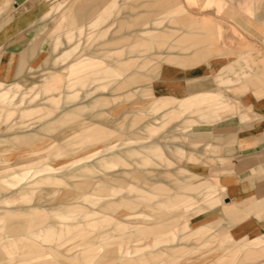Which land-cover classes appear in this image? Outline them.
Segmentation results:
<instances>
[{"label": "rangeland", "instance_id": "rangeland-1", "mask_svg": "<svg viewBox=\"0 0 264 264\" xmlns=\"http://www.w3.org/2000/svg\"><path fill=\"white\" fill-rule=\"evenodd\" d=\"M92 1L56 0L43 25L47 53L24 78L0 82L3 87L17 89L16 101L24 99L11 109L13 114L8 119L4 112L0 114V264H89L90 260L79 255L91 250L96 252L92 255L93 264L244 263L245 246L231 244L229 232L215 229L212 223L214 213L225 204L221 197L224 188L213 179L212 163H205L207 158L212 159L213 149L205 146L204 134L200 132L235 110L224 106L222 99L226 94L219 90L214 118L204 115L210 111L207 104L181 110L178 103L187 98L185 91L180 88L156 93L153 84L175 89V83L189 82L191 96L197 93L198 78L202 77L205 88L213 92L212 75L205 74L204 78L201 73L208 65L231 60L239 63V76H249L251 81L260 70L254 71L252 57L256 66L264 63V0H177L184 10L177 18L191 16L206 32L210 30V42L199 61L188 59L186 49L170 48L168 53H161L158 51L165 48H155L147 57L136 46L137 26L130 24V14L156 8L153 0H127L110 16L102 15L104 8L98 7L81 20L79 15L93 6ZM94 22L98 25L92 26ZM166 23L174 35H181L182 22L168 19ZM69 33L74 37L70 42ZM77 39V51L61 62L60 55L70 50ZM83 59L93 65L88 71L131 61L134 67L125 73L133 71L136 76L121 84L125 76L114 80L99 74L101 78L86 87L90 95L81 91L75 101L65 100L64 96L74 90L64 84L75 78L70 75L71 65ZM198 71L200 76H196ZM140 73L152 76L140 78ZM100 96L106 99L104 104L84 106ZM158 97L173 102L154 110ZM52 104L57 107L52 108ZM74 108L83 114L62 121L65 109ZM170 112L175 116L162 126L160 118ZM149 127L155 130L149 133ZM95 128L103 131L102 139H90ZM152 141H156L152 148L140 147L146 165L134 167L123 158L127 147ZM128 169L139 170L145 182L124 173ZM204 182L213 188L191 189ZM100 183L107 185L104 191L94 189ZM126 185H142V191L152 198L153 206L138 208L141 214L133 219H126L123 213L128 210L121 206L115 212L102 207L106 199H119L121 194L129 193L122 189ZM115 191V197L103 196ZM177 195L184 197L183 204L172 202L171 198ZM20 209L46 216L42 222L45 226L35 228L41 229L38 235L23 232L17 236L10 231V217H3V213H19ZM78 212L88 216L78 218L77 228L68 230L73 227L62 223L60 215L76 220L82 215ZM148 214H156L153 218L160 220L158 226H166L155 228L147 236L140 235L137 232L144 224L136 221ZM104 216L112 219L105 221ZM21 237L37 245L38 252L30 255L31 263H24L28 255L17 247ZM83 238L87 244L79 245ZM67 248L71 250L67 252ZM240 256L242 259L238 260ZM135 258L138 261L133 263Z\"/></svg>", "mask_w": 264, "mask_h": 264}, {"label": "crops", "instance_id": "crops-1", "mask_svg": "<svg viewBox=\"0 0 264 264\" xmlns=\"http://www.w3.org/2000/svg\"><path fill=\"white\" fill-rule=\"evenodd\" d=\"M55 1L0 0V82H15L24 78L29 69L40 60L43 54L47 53L49 48L47 46V39L42 36L45 28L43 25ZM126 1L94 0L92 1L93 6L88 11L84 10L83 14L79 15V18L82 20L87 17L88 13H94L102 7L104 8L102 15L110 16L115 10H120V4H124ZM153 2L156 8L134 15L130 14V17L133 19L131 21L129 19L130 24L135 27L137 26L135 28V32L138 35L136 46L140 48L143 55L150 56L152 50L155 48H165L163 51H158L161 53H168L170 48H181L187 50L185 55L193 61H199L204 57L206 45L210 42V30L206 32L201 23L191 16L177 18V14L184 11L183 8L178 6L179 2L177 0H153ZM134 6L132 4V7ZM159 14L164 15L158 17ZM122 19L125 20L126 16L124 15ZM168 19L172 23L175 21L183 23L184 28H182L181 35H174V32L170 29L171 26L166 23ZM121 24L123 25L122 22ZM96 25H98L97 22L92 23V26ZM67 36L69 42L74 39L72 33H69ZM79 46L80 40L77 39L76 44L70 50L64 51L60 55L61 62L66 61L71 54L77 51ZM85 61L83 59L71 65L70 75H75V78L72 80L67 79L64 81V84H66L67 88H73L74 90L67 93L63 99L75 101L80 97L81 91H84L86 96L90 95L91 93L86 87L89 86L90 82L93 83L94 80L101 78L99 74L109 79L114 78V80H118L120 76H125L121 84L132 81L136 76V73L133 71L129 74L125 73L126 70L134 67L131 61L118 64L117 66L109 65L105 68H97L92 71H88L87 69L93 68V65ZM251 61V64L254 65V71L260 69L257 76L252 78L251 81L248 78L249 76H239V63L235 60L224 64L215 62L212 65H208L206 70H203L201 73V76L204 75L205 78L206 75H212L210 77L213 78V90H215L213 92H209L211 89L205 88L206 84L201 82L202 77L198 78L200 82H198L199 89L197 93H193L191 96L189 82L185 84H183V81L177 82L175 84L178 88L175 89L169 86L159 88V85L156 84H153V87L156 93L169 92V90L181 88L183 92H186L187 96V98L184 96L183 98L185 99L178 103L181 110L189 107L202 108L203 104H207L210 111H205L204 115L212 118L216 116V100L220 98L217 90L226 95L228 94L227 97L225 95L224 99H222L224 106H229L231 111L234 109L235 112L222 116L215 121L211 128L206 127L200 131L201 134H204L205 146L208 147L209 145L213 149L212 159L210 157L207 158L205 163H212L213 179L219 181L220 186L224 188L221 197L225 204L219 211L214 213L212 223L215 229H226L229 232L231 244H235L237 247L245 246L246 257L244 258V263L240 262L239 264H264V63L261 67L258 65L257 67L254 64V56ZM199 73L200 71L196 72L198 74L196 76H200ZM150 75V73H140L139 77L151 78L152 75ZM2 83H0V106L3 110H0L2 111L0 114L4 112L6 119H8L13 114L11 109L13 110L15 105L22 103L24 99L19 98L16 101L17 89L11 86L3 87ZM105 100L103 96H100L92 100L91 104L84 106L95 107L104 104ZM155 100L152 107L154 110L163 109L173 102L163 97H158ZM51 107L56 108L57 105L52 104ZM64 112V116L61 118L62 121L66 120V117H75L83 114L78 108L65 109ZM23 113L26 114L25 112ZM174 116L175 113L171 112L164 114L160 118L161 125L165 126ZM154 130L153 127L148 128L149 133ZM91 132V140L102 139V130L95 128ZM82 137H78V140H82ZM155 142L152 141V145L127 147L123 150V158H125L129 165L134 167L136 165H146L148 162L145 155H140L143 152L140 150V147L150 149ZM124 173L132 175L138 181L145 182L139 170L128 169ZM189 184L192 185V183ZM141 187L142 185L122 186V189H127L129 193L121 194L119 199H106L102 207L112 209L115 212L117 207L121 206L128 210L127 213H123L126 219L136 218V216L141 214L138 208L153 206L152 198L147 193L145 194L142 191L144 188L141 189ZM106 188L107 185L104 183L94 186V189L98 191H104ZM202 188L209 190L213 186L204 182L196 186L192 185L191 187L194 190ZM118 192L103 194V196L115 197L118 195ZM171 200L177 204L184 203L182 195H177V197H173ZM94 203L98 204L97 202ZM162 211L160 210V212ZM160 212L158 211L156 214ZM22 214H27V217L20 219L13 218L16 215ZM80 214L82 215H79L76 220L66 219L67 217L63 219L61 215L60 218L62 219V223L67 224V227H73L68 229L72 230L77 228L78 218L84 219L88 216L87 213L81 212ZM156 214L143 215L142 221H136L144 224L137 233L147 236L155 228L165 227L166 225L163 226V224L162 226H158L160 220L154 221ZM5 216L10 217L8 219L9 229L11 232L16 233L17 236L22 235L23 232L27 233L28 236L38 235L41 229L35 228L45 226L42 225V222L46 216L31 209H20L19 213H14L11 210L6 211L3 213V217ZM111 219V217L104 216L105 221H110ZM18 240L17 247L22 250L23 254L28 255L24 263H31L33 257H30V255L31 253L38 252L37 245L22 237ZM83 241L84 238L79 245H83V243L87 244L86 241ZM3 248L5 249V247ZM70 250L71 248L66 249L67 252ZM105 251L107 253L108 250ZM94 254H96L95 250H91L83 252L79 256L87 262L90 260L89 264H93L92 255ZM129 254L131 253L127 251L126 256H129ZM2 255L3 252L0 249V258ZM75 255L77 256V254ZM136 259L132 260L133 263L138 261ZM240 259H242L241 256L238 260ZM95 264H101V262H96Z\"/></svg>", "mask_w": 264, "mask_h": 264}]
</instances>
